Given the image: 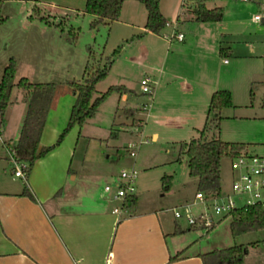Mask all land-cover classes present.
I'll use <instances>...</instances> for the list:
<instances>
[{"label": "crops", "instance_id": "0c3cea01", "mask_svg": "<svg viewBox=\"0 0 264 264\" xmlns=\"http://www.w3.org/2000/svg\"><path fill=\"white\" fill-rule=\"evenodd\" d=\"M131 2H123L119 18L113 21L128 25L133 23L131 16L124 14L126 5H134ZM84 5L85 1L83 6L77 5L76 8L86 12ZM33 6L39 7L37 3ZM160 10L164 14L162 7ZM91 15L93 19L96 17ZM0 17L3 19L1 9ZM40 17L36 16V19L42 23L36 21L34 25L41 24L42 34L48 39L49 33L54 32L53 27L38 19ZM145 20L139 26H143L144 32H151L144 27ZM31 21L33 19L25 21L24 27ZM35 36L37 34H32L31 29L26 31L22 48L11 55L7 53L5 62L2 61L6 64L10 56L16 59L15 82L21 76L29 81L56 83L83 80L85 68L81 79L68 77L72 68L68 57L49 59L41 52L35 56ZM249 48L253 53L255 46L252 44ZM219 51L225 54L232 53L233 49L231 51L229 46H220ZM167 59L168 55L164 57L163 65L158 67L157 78L150 75L154 80V92L148 105H145L143 96L130 91L133 88L128 86L125 87L129 90L112 92L99 104L94 116L87 118L81 126H72L60 143L38 157L22 180L8 171L12 163L8 144L18 140L28 99L24 90L16 91L22 90L17 86L12 88L0 130V264H203L199 253L226 247L219 243V235L209 233L218 231L215 228L219 226V219H216L213 228L206 230L188 225L185 218L174 217L175 207L183 206L185 211L189 204L181 202L179 198L171 206L166 204V196L175 193L171 174L169 189L160 191L161 175L160 185L154 188L156 193L148 198L147 194L152 189L140 179L136 184L135 200L118 211H114V207L120 201L113 199L104 189L105 183L111 182L112 177L117 175L109 170L111 153L108 151L116 117L123 116L121 106L130 111V119H141V126L150 119L158 125L159 128L151 131L153 139L162 138L163 144L173 142L179 148L180 141L197 136L211 114L217 116L220 112L211 111L207 118L210 97L215 90L228 89L234 103L233 90L213 80L205 63L194 62L191 71H185L180 66L186 61L174 58L172 61L176 63L166 67ZM225 59L223 57V62L227 63ZM88 62L89 59L84 67ZM81 64L80 61V69ZM99 82L101 80L95 88ZM113 93L117 94L116 105L109 107L106 101ZM74 101L75 95L60 84L46 114L40 134L41 144L55 143L67 124ZM140 113H144L145 117L139 116ZM86 124L90 126L88 130L85 129ZM193 131L198 134L192 135ZM178 135L190 137L175 139ZM244 148L247 149V146ZM102 178H107L103 184L99 182ZM24 184L33 198L22 193ZM178 196L177 189L175 197ZM176 253H180L179 257L169 261V257ZM247 255L248 252L245 253L243 264H248Z\"/></svg>", "mask_w": 264, "mask_h": 264}, {"label": "rangeland", "instance_id": "374dc122", "mask_svg": "<svg viewBox=\"0 0 264 264\" xmlns=\"http://www.w3.org/2000/svg\"><path fill=\"white\" fill-rule=\"evenodd\" d=\"M84 1L3 0L1 6L3 19L0 20V76L5 65L2 61L5 62L7 58L5 56L22 48L23 37L29 29L32 30V34H37L35 56L41 52L49 59L53 57L56 60L64 57L70 59L72 68L68 73L69 78H82L87 59H89L87 70L92 71L103 66L107 62V56H111L112 51L118 49L107 76L96 86L93 96L112 84H119L133 88V90L129 88L130 91L143 96L145 105H148L151 96L142 92L140 79L145 75L157 78L158 67L163 65L166 55H168L166 67L176 63L172 61L174 58L177 60L181 58L186 61L180 66L185 71H191V65L200 61L209 67L213 80L222 86H228L234 92V105L222 107L217 116L211 114L204 136L208 139L218 137L224 141L244 142L250 152L264 154V24L257 23L252 18V13L259 8L257 2L204 0L208 7H223V17L220 21H197L192 18V15L194 16L192 8L197 0H161L167 24L158 33H146L143 26H139L146 16V9L141 2L131 0L134 5H126L124 8V14L131 16L133 23L130 25L113 21L99 22L91 26L92 15L76 8L77 5L83 6ZM34 3L39 7L33 6ZM56 3L58 4L55 5ZM36 16H42L38 19L52 25L54 32L49 33L48 39L42 34V25H34L36 21L39 22ZM31 19L33 21L24 27L25 21ZM179 30L185 34L183 41L174 37L169 43L165 34ZM252 44L255 46L253 53L249 48ZM220 46L224 48L229 46L233 51L221 54ZM223 57L228 60L227 63L223 62ZM80 61L81 69L78 65ZM116 96L117 94L113 93L106 101V105L109 107L116 105ZM120 108L124 110L123 116L117 115L113 125L115 130L112 129L113 135L109 138L111 173L116 175L121 168L134 163L138 170L135 185L142 179L143 184L149 185L152 189L147 198L156 193L154 188L160 185V176L171 174L175 193L166 196L168 206L177 203L179 198L181 202L189 204L184 213L189 211L191 214H198L205 208L211 210V204L207 207L194 200L197 178L188 173L186 155L182 154L180 159H177L178 145L173 142L163 144L162 138L153 139L151 131L159 128L153 120L147 119L148 122L142 124L145 125L143 130L140 125L141 119L135 117L130 119V111L123 106ZM144 113H140L139 116L144 118ZM89 127L86 124L85 129L88 130ZM196 134L198 133L192 132V135ZM189 137L190 135H178L175 139ZM129 142L137 143L135 157L128 154ZM13 169L11 163L8 166L9 173L13 174ZM221 176V189L229 191L232 170L228 155L221 158ZM106 179L102 178L99 182L103 184ZM108 179L110 180V177ZM177 189L179 196L175 197ZM160 191L164 190L161 188ZM213 216L219 219L220 223L218 228H215L218 229L217 232L209 233H213V236L219 235L217 239L221 246L244 243L247 246L248 264H264V228L243 232L233 237L229 227L230 217L216 214Z\"/></svg>", "mask_w": 264, "mask_h": 264}, {"label": "trees", "instance_id": "16d2710c", "mask_svg": "<svg viewBox=\"0 0 264 264\" xmlns=\"http://www.w3.org/2000/svg\"><path fill=\"white\" fill-rule=\"evenodd\" d=\"M125 0H85L84 11L94 14L96 17L91 21V26L99 22H110L119 18L122 4ZM146 9V20L144 27L151 32L158 33L167 23L166 17L160 10V0H137ZM3 0H0V9ZM194 19L197 21H220L223 17V7H208L203 0H197L192 8ZM0 20L1 17H0ZM117 48L107 56V62L93 71H88L86 64V76L83 80H67L64 83L52 81H29L21 76L14 81L16 72V59L10 56L5 64L0 78V130L3 122L4 112L10 101L12 88L17 86L24 90L27 97V109L23 123L20 128L19 137L16 143L8 144L9 151L19 161L27 163L25 174L29 173L33 162L48 150L60 143L72 126H81L87 118L95 115L99 104L112 92H123L124 85L112 84L104 91L93 96L95 85L104 79L113 62V56ZM223 54V51H220ZM91 56V52L89 51ZM264 67V66H263ZM65 85L74 95L75 101L71 107L70 115L66 126L63 128L55 143L43 145L40 143V134L45 122L48 109L53 103L56 90L59 85ZM264 103V97H263ZM232 105V96L228 89L215 90L210 97L208 115L211 111H219L222 107ZM209 120H206L199 134L188 141L179 142L178 158L182 154L187 156L188 173L197 178V188L206 193L216 194L221 189V158L237 153L245 147L244 142L224 141L218 137L205 138L204 133L208 128ZM170 175L162 176V189L170 187ZM22 193L33 198L29 188L24 184ZM130 201L135 200V194L129 197ZM198 228L210 230L211 226L204 223L195 224ZM230 232L233 237L236 235L264 228V206L253 204L233 211L229 221ZM247 246L244 243H234L222 248H213L209 251L199 253L203 264H243ZM180 253L169 257V261L175 260Z\"/></svg>", "mask_w": 264, "mask_h": 264}, {"label": "built area", "instance_id": "2783aa9c", "mask_svg": "<svg viewBox=\"0 0 264 264\" xmlns=\"http://www.w3.org/2000/svg\"><path fill=\"white\" fill-rule=\"evenodd\" d=\"M237 1H255L259 8L252 13V18L257 23L264 24V0H237ZM168 41L172 38L182 40L183 32H171L165 34ZM264 43V39H263ZM226 60V59H225ZM141 90L150 96L154 92V80L150 75H145L140 79ZM128 154L135 157L137 154V143L129 142L127 144ZM11 160L14 166L13 175L25 178V168L27 163L19 161L10 152ZM232 170V180L230 190L220 191L216 194L206 193L198 189L194 198L204 205L211 204V210L205 208L198 214L184 213L183 206L175 207L173 215L176 218H185L188 225L192 226L204 223L205 226H211L216 222L213 214L222 216H232L234 210L244 208L253 204L264 206V154L250 152L243 148L233 155H229ZM138 170L134 165L123 167L111 181L104 185L105 191L110 193L111 197L120 201L119 205L114 207V211L128 206L129 197L135 194L136 179Z\"/></svg>", "mask_w": 264, "mask_h": 264}]
</instances>
